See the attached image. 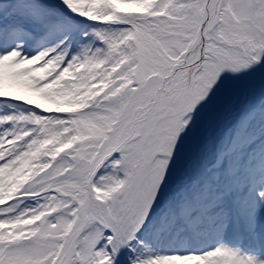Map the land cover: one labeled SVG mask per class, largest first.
Returning <instances> with one entry per match:
<instances>
[{
    "label": "snow or ice",
    "instance_id": "1",
    "mask_svg": "<svg viewBox=\"0 0 264 264\" xmlns=\"http://www.w3.org/2000/svg\"><path fill=\"white\" fill-rule=\"evenodd\" d=\"M0 264H264V0H0Z\"/></svg>",
    "mask_w": 264,
    "mask_h": 264
}]
</instances>
